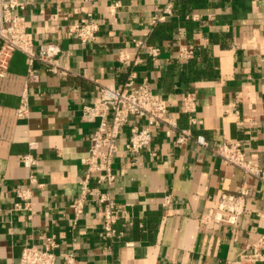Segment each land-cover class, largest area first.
I'll use <instances>...</instances> for the list:
<instances>
[{"label":"crops","instance_id":"obj_1","mask_svg":"<svg viewBox=\"0 0 264 264\" xmlns=\"http://www.w3.org/2000/svg\"><path fill=\"white\" fill-rule=\"evenodd\" d=\"M20 1L34 48L58 44L57 59L67 71L51 73L35 64L39 81L29 86L24 118L16 115L24 55L14 53L0 78V264H17L23 246H40L48 235L57 242L54 264H65L62 252H72L75 264H225L264 232V180L245 176L211 151L223 140H240L247 157L264 167V0H203L156 24L169 0ZM88 12L99 29L80 44L66 30ZM167 20L171 34L154 36ZM134 39L159 46L158 59L153 62ZM183 43L194 46L192 66L177 58ZM122 50L129 55L125 63L117 59ZM129 75L148 81L168 103L177 129L189 128L191 138L178 145L166 125L154 126L150 147L132 155L123 150L128 126L121 129L112 159L116 179L100 186L123 205L114 226L121 235L105 238L100 203L88 201L78 216L71 206L98 123L85 120L81 108L92 102L98 84L120 86ZM188 93L195 97L192 116L200 120L193 125L181 108ZM130 122L143 120L132 116ZM197 134L208 147L194 141ZM26 153L36 159L31 168L21 161ZM30 174L41 186L31 188L30 211L16 210L14 203L22 200L14 189L26 188ZM241 186L248 195L238 224L208 221L220 192Z\"/></svg>","mask_w":264,"mask_h":264},{"label":"built area","instance_id":"obj_2","mask_svg":"<svg viewBox=\"0 0 264 264\" xmlns=\"http://www.w3.org/2000/svg\"><path fill=\"white\" fill-rule=\"evenodd\" d=\"M115 6L118 2L114 3ZM24 3L20 0H0V78L6 76L10 60L14 53L24 55L26 72L20 91L16 115L19 118L26 117L30 112L29 86L39 81L38 70L35 64L42 65L48 72H66L67 68L61 66L57 55L60 47L56 43L42 42L34 48L31 35L26 31L24 20L20 14ZM173 14L172 0L164 6L161 13L153 20V23L164 21ZM185 18L197 19L194 14H186ZM99 29V22L91 12L81 22L71 24L66 34L77 38L80 44H86L95 38ZM137 48L145 47L151 60L155 62L159 56V46L148 43L145 40L134 39ZM195 57L194 46L191 43L179 45L177 58L183 61ZM117 59L125 63L129 55L125 51H119ZM181 108L188 113L191 125L200 122L192 116L195 110V97L193 93L185 94L181 99ZM81 115L85 120H98L97 125L89 138L87 154L82 159L85 166V174L79 183L78 195L71 201L75 215L82 213L85 204L94 199L101 204L102 231L105 238L120 236L115 224L122 218L123 205L116 202L109 191H100V186H110L116 179L112 171V159L118 150V140L121 129L128 126L127 138L123 144L126 153L135 155L151 145L152 128L158 125H166V133H174V142L184 144L191 138L189 128L177 129L176 120L169 109L166 100L155 96L146 79L139 82L134 80V75H129L120 85L98 84L97 93L92 102L83 104ZM132 116H137L143 123L130 122ZM194 141L203 147L208 143L202 134H197ZM213 154L229 165L239 168L245 176H251L264 180V167L256 160L249 159L240 140H223L211 147ZM22 163L31 168L36 164V159L29 153L21 157ZM32 170V169H31ZM96 182V186H90V181ZM41 186V183L30 174L29 185L26 188H15V195L21 198L14 203V209L31 210L30 196L32 186ZM248 195L246 186H241L238 191H224L219 194L217 204L207 217L208 221L236 226L243 213L245 198ZM164 203H168L165 198ZM206 219V218H205ZM56 239L53 235L45 236L40 246H23L17 264H54L56 259ZM61 257L65 264H75L72 252H62ZM264 263V232L256 236L248 246L241 251L236 258L228 260L225 264H255Z\"/></svg>","mask_w":264,"mask_h":264},{"label":"trees","instance_id":"obj_3","mask_svg":"<svg viewBox=\"0 0 264 264\" xmlns=\"http://www.w3.org/2000/svg\"><path fill=\"white\" fill-rule=\"evenodd\" d=\"M205 3L203 0H172V9L173 13H177L178 15H182L183 13L189 12L193 8H197L202 6ZM171 25L170 21L167 20L165 22L160 23L157 25V28L154 32V36H160V35H170L171 34ZM192 60L183 61V63H187L188 66H192Z\"/></svg>","mask_w":264,"mask_h":264}]
</instances>
